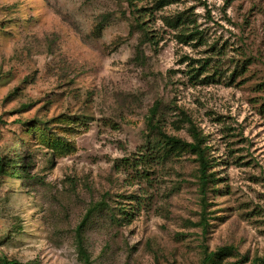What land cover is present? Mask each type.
<instances>
[{"label":"rangeland","instance_id":"374dc122","mask_svg":"<svg viewBox=\"0 0 264 264\" xmlns=\"http://www.w3.org/2000/svg\"><path fill=\"white\" fill-rule=\"evenodd\" d=\"M156 104L166 134L191 141L183 112L203 136L205 232L195 157L154 152ZM0 120V255L83 264L103 204L91 264L264 258V0H0Z\"/></svg>","mask_w":264,"mask_h":264},{"label":"trees","instance_id":"16d2710c","mask_svg":"<svg viewBox=\"0 0 264 264\" xmlns=\"http://www.w3.org/2000/svg\"><path fill=\"white\" fill-rule=\"evenodd\" d=\"M180 18V17H179ZM176 22V21H175ZM136 59H142V53L137 52ZM159 105L156 104L149 110V114L146 117V124L149 132L152 134L154 140V152L157 158L164 161L172 156L179 157L183 154H190L195 157L196 162V183L199 194V202L201 206V217L199 225L202 228V232L206 231V208H207V194L211 190V187L215 181L214 173L211 172V163L206 155V148L203 145V136L196 129L195 124L185 113L181 112V122L187 124V131L191 137V141H186L176 136L166 134L160 126V118L157 116ZM0 120V124H1ZM29 129L33 128V125L27 126ZM59 145V142H54L53 146ZM147 161V160H146ZM146 161H143L145 163ZM142 163V164H143ZM14 165H10L6 161L0 162V176L2 174L11 173L14 169ZM103 207V204H97L91 206L81 221L79 222L75 230L76 247L83 264H91L86 248L83 243V234L88 226L89 222L93 219L94 215ZM127 215V214H126ZM234 252L232 247L219 248L216 252L207 253L204 252L203 258L200 264H219L223 257L231 255ZM0 264H39L36 261L20 262L14 259H8L5 256L0 255ZM235 264V263H230ZM251 264H264V258L255 257L251 260Z\"/></svg>","mask_w":264,"mask_h":264}]
</instances>
